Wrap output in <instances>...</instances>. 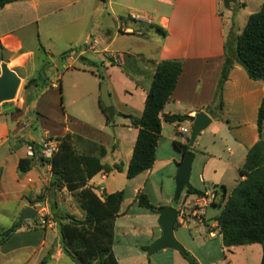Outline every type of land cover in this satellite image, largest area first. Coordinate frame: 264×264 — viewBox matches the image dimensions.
Segmentation results:
<instances>
[{"label":"crops","instance_id":"crops-1","mask_svg":"<svg viewBox=\"0 0 264 264\" xmlns=\"http://www.w3.org/2000/svg\"><path fill=\"white\" fill-rule=\"evenodd\" d=\"M263 2L236 0V8L232 9L226 8L223 0H19L0 8V48L7 53L6 58L0 57V63L6 62L20 77L22 84L37 77L41 69H56L58 72L62 67V79L66 74L90 73L100 85L103 81L98 72L100 67L106 77L110 106L122 114L114 116L113 124H107L98 106L99 88L86 91L81 75H77L78 84H75L71 105L64 104V110L55 92L57 84L48 78H43L46 88H41L44 87L42 85L39 88L32 86L26 92L22 89L15 101L0 104V212L4 211V203L9 200L23 209L30 206L37 210L40 205L46 204L49 212L47 200L39 199L46 194L50 198L53 185L50 164L38 159L43 157L40 143L43 139L57 143V139L66 134L71 135L72 145L78 153L98 155L102 146L106 154L100 157L101 163L121 164L120 171L98 172L86 182V186L100 197L121 191L116 188L106 190L102 184L113 187L109 180L116 172L126 176L137 129L123 115H141L156 65L163 60L180 61L182 70L162 113L190 117L203 110L212 119L210 125L216 121L226 129L224 137L217 138L213 133L210 139L204 137L203 130L194 144L202 145L206 158L202 174L210 175L211 183L219 181L229 194L238 181L245 178L239 174V169L248 149L259 139L257 115L264 96V83L250 79L245 70L235 63L223 85L220 118H214L204 107L214 99L225 58L226 39L228 36L234 39L243 29L248 16L257 12ZM132 15H138L140 19H132ZM155 27H160L162 32ZM31 28L36 29L37 39L42 40V45L24 44L20 35L22 32L28 35ZM149 30L155 31L158 38L151 36ZM64 52L66 55H62ZM28 64L31 66L29 71ZM88 67H94L96 72ZM60 88L59 84V94ZM110 88L118 91L112 94ZM27 96L31 99L29 103L26 102ZM35 112L38 121L44 125L40 136L26 132V126L35 121L32 117ZM166 126L174 129L176 125L162 121L154 163L142 173L148 177L156 162L176 161L177 166L183 157L178 150L179 158L174 154L167 157L162 154L161 140L166 138L173 144L177 141L176 132L179 133V129H172V134H169V129H166L164 134ZM262 136L264 138V127ZM217 140L224 141L226 154L215 147ZM206 141H210L213 147L208 149ZM32 155L37 159L34 166L26 173L18 174L19 159ZM227 181H230L229 186ZM213 186L211 190H204L205 194H214ZM53 197L61 213L83 216L79 203L65 186H55ZM196 199L195 196L187 206L191 208ZM144 215L153 219L149 225L150 236L142 241L134 239L133 242L124 239L119 243L115 239L119 215L115 218L112 252L117 263L188 264L182 254L173 249L157 251L159 261H145V257L151 255L143 249L161 235V229L157 223L158 213ZM192 218L188 217L185 224ZM49 221L47 228L40 227L44 232L41 240L26 238L11 247H7L5 242L0 246V253L6 259L8 253L25 249L28 252L23 258L24 264H39L44 257H49L47 264H74L62 252L56 226ZM215 225L213 222L210 226ZM29 226L32 230L34 224ZM217 234L221 238L218 232L208 229L209 238H215ZM241 248L244 245L227 249L222 243L220 250L222 253L229 251L233 258ZM253 249L256 253L259 251L258 247L251 246L242 250L240 264H247L248 254ZM261 254L262 251L260 259ZM231 257L223 256L222 261L211 254L209 259L196 257V260L199 264H236Z\"/></svg>","mask_w":264,"mask_h":264},{"label":"trees","instance_id":"trees-1","mask_svg":"<svg viewBox=\"0 0 264 264\" xmlns=\"http://www.w3.org/2000/svg\"><path fill=\"white\" fill-rule=\"evenodd\" d=\"M15 1L19 0H0V8ZM155 28L162 32L160 27ZM62 55H66V52ZM235 63L245 70L250 79L264 83V2L257 12L248 16L243 29L234 39L230 36L226 39L225 58L214 99L210 105L204 107L214 118H220L223 85ZM181 70L180 61L163 60L159 62L152 76L141 115H123L129 119L131 126L137 129L132 155L126 169V178L128 179L135 178L152 167L162 121L175 123L177 127L181 122L189 119V116L183 114L162 113L164 105L169 101L176 86ZM42 71L43 69L39 71L37 77L30 78L23 83L24 92L32 86L39 88L46 85L41 77ZM30 100V97L27 96L26 102L29 103ZM98 106L107 124H113L114 116L122 115L112 106L105 107L101 100H98ZM263 127L264 96L257 115L259 139L248 149L245 161L239 169V174L244 175L245 178L238 181L229 194L226 193L223 185H214V198L212 199V204L222 205L221 211L214 217V222L218 233L221 235L223 245L229 249L235 246L259 243L262 247L259 264H264ZM71 139L70 134L58 138L56 151L51 158L46 159L40 156L38 159L50 164L51 185L65 186L79 203L83 216L77 217L69 213H61L55 203V197L49 198L48 195H44L40 196L39 199H45L49 203V212L45 218L54 222L62 252L71 260L79 258L81 264H118L112 252V244L114 221L120 213L124 193L123 191H116L100 197L90 187L86 186V182L101 171L105 173L112 170L120 171L121 164L101 163L100 157L106 154V150L102 146L99 147L98 155L78 153L74 149ZM188 143L189 138L186 139L185 143L173 141L175 149L180 151L182 156L191 150ZM36 161L34 155L19 159L18 174L22 175L29 171ZM184 191L186 195L205 196L204 190L196 189L189 183ZM136 200L140 207L158 213V208L150 204L144 194H138ZM23 222L18 221L11 227L0 231V246L14 235ZM177 224L175 222L174 229H176ZM143 250L147 251V247ZM181 254L188 264H199L188 251L184 250ZM48 261L49 257H44L39 264H47Z\"/></svg>","mask_w":264,"mask_h":264},{"label":"rangeland","instance_id":"rangeland-1","mask_svg":"<svg viewBox=\"0 0 264 264\" xmlns=\"http://www.w3.org/2000/svg\"><path fill=\"white\" fill-rule=\"evenodd\" d=\"M241 7L242 6H239V8ZM230 22L231 21H229V24ZM149 33L151 34V36L158 38V35L157 33H155V31L149 30ZM20 36L23 38L24 44L26 46L28 45L38 47L40 44L42 45V40L37 39L35 28L29 29L28 35H26L25 32H22V35ZM6 54L7 53L1 50L0 48V57L3 56L4 58H6ZM30 67V64H28V71L30 70ZM88 68L92 72H96V69L94 67ZM63 71L64 68L62 67H59L58 72L56 69L46 68L41 73L42 79L48 78L50 80H53L57 84L55 92H57L58 94V102L61 103L63 110L65 108L64 104H67L68 106L71 105L73 93L76 91L75 84H78L77 75H81L82 77H84L82 84L84 85L86 91H91L97 88H99L100 91L101 86L103 84H106L107 86L104 71L100 67H98V72L103 78V81L100 83V85L97 84L96 78H94V76H92L90 73L83 75L66 74L62 79L61 74ZM17 72L21 75L23 74V72L20 70H17ZM59 84L61 86L60 94L58 91ZM127 86H129V84ZM22 87L23 84L21 83L16 97L13 100L3 102V104L15 101L21 95ZM41 88H46V85ZM113 89L110 88L112 94H114L115 91H118L116 88L114 90ZM36 114L37 113L35 112L32 115L35 121L31 122L29 125L26 126V132L32 133L35 136H40V134H42V130H44V125L38 121V119L36 118ZM181 127L187 128L188 133L186 135H183L176 132L175 138L179 142H184L187 138H189L191 131V123L187 121L181 122L179 126H175L174 129H180ZM166 129H169L167 130V132L170 134L173 128H169L168 126H166L164 134H166ZM204 133V137H208L207 139H210L213 133H216L217 138L219 136L224 137L226 135V129L221 126L219 122L215 121L204 130ZM216 143L217 146L215 147H219V151L222 152L223 150V152H225L226 154V148L223 147L224 141L217 140ZM207 144L208 149L209 147H213L211 146L210 141H208ZM201 147V144H193V146L190 147V151L194 153V158L191 164L188 183L191 186H195V188L199 190H211L213 186L211 184L220 185V183L219 181L218 183H211L213 181L209 179L210 175H207V173L205 172L204 174H202V167L206 161V158L202 152ZM161 152H163L162 154H164L165 157L174 154L176 157L179 158L180 155V153L173 147L172 142L167 140L166 138H163L161 140ZM176 169V161L156 162V164L153 166V171L150 177H148L146 174H142L141 176H138L135 179H128L125 175H120L116 172L113 174L114 176H110L111 179L109 180L113 187L108 184H102V186L106 188V190L110 188H116L117 190H121L124 193L123 202L120 207V214L117 217V223L115 227V239L119 243L121 241L123 242L124 239L129 242H133L134 239H139L140 241H142L145 238H149L150 236L151 231L149 229V225L150 221H153V219L147 218L144 215V213H151L150 210H147L144 207H140L137 204L136 198L138 195V190H140L139 194H144L150 204H152L158 209L165 206H172L177 208L178 205H180L182 202L184 203V205H188L195 198V195H186V192L183 190L178 201H173L175 191L174 176ZM227 184L229 186L230 181H227ZM141 186H143V189H141ZM3 209L4 211L0 212V231H3L11 227L13 224L17 223L23 211V208H21L13 200H9L4 203ZM221 209L222 205L219 204H209L206 207H200L198 211L199 215L202 217L201 221L192 218L189 219L188 223L185 225H181L178 223L176 229H174V236L177 241L183 246L184 250H190L188 252L193 257H199L203 260H206L209 259L210 255L212 254L213 258L217 257L220 258L222 261H224L223 256H226L228 258L231 257V253L229 251H225L224 253L221 252L220 248L222 247V242L218 234L215 238H209L208 236V229H212L216 233L218 232L215 226L210 225L214 222V217L219 214ZM35 217V219L24 220L23 225L18 228L19 230L17 229L11 239L6 242L7 247H11L13 244H16L20 240L26 238H31L32 240L36 239L37 241L41 240L44 232L43 229H41L40 227L44 229L47 228L48 222L50 221L49 219L45 218V223L42 224L40 216L36 214ZM32 224H34V226L32 230H29V225ZM247 246L258 247L259 251H257V253L254 251V249L249 252L247 262V264H257L258 260L260 259V252L262 251L261 245L259 243L246 244L244 245V248H246ZM244 248L238 250L233 256V258L231 257L233 260H235L236 264H240L242 262V257L240 256V254L243 253L242 250ZM27 252L28 250L25 249L17 250L13 253L10 252L7 254L6 259L0 253V264H24L23 258L25 257ZM157 253L159 252H156L151 256H146L145 261L147 262V259H151V261H154V259L159 261V254Z\"/></svg>","mask_w":264,"mask_h":264},{"label":"water","instance_id":"water-1","mask_svg":"<svg viewBox=\"0 0 264 264\" xmlns=\"http://www.w3.org/2000/svg\"><path fill=\"white\" fill-rule=\"evenodd\" d=\"M223 5L226 8H236V0H223ZM21 85V79L16 74L14 70L9 68L6 62L2 61L0 63V104L13 100L18 92ZM100 100L105 107H110V97L106 84L101 86L100 90ZM191 123V131L189 135V147L193 146L196 138L200 133L205 130L211 123V117L203 110L198 111L194 116L189 117ZM194 158V153L188 150L181 161L177 165L175 172V191L173 196V201H178L182 191L189 182L191 164ZM55 184L51 188V196L54 194ZM158 218L157 223L161 229V235L156 238L147 248V255H152L153 253L162 249H173L180 253L184 252L183 246L177 241L174 236V225L177 217V210L172 206L161 207L157 210ZM37 214V210L27 206L23 209L19 222L25 219H34ZM74 264H81L79 258L73 259Z\"/></svg>","mask_w":264,"mask_h":264},{"label":"built area","instance_id":"built-area-1","mask_svg":"<svg viewBox=\"0 0 264 264\" xmlns=\"http://www.w3.org/2000/svg\"><path fill=\"white\" fill-rule=\"evenodd\" d=\"M132 19H137L139 20L140 17L138 15H132ZM189 121V120H188ZM190 123V121H189ZM178 132L180 134L186 135L188 133V129L185 127H181ZM41 154L44 158L50 159L52 154L56 151L57 148V143L56 142H51L46 139H43L41 141ZM214 198L213 193H207L203 197H197V199L194 201L192 207H188L187 205H184L182 202L178 207L176 208L177 210V217H176V222L183 225L187 222L188 217H194L197 220L202 219V217L199 215L198 209L200 207L212 204V199ZM37 214L41 218V223H45V217L48 214V209L46 204H42L38 207L37 209Z\"/></svg>","mask_w":264,"mask_h":264}]
</instances>
